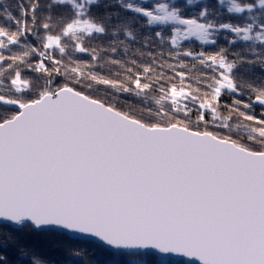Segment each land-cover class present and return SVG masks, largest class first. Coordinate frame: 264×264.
<instances>
[{"label":"snow or ice","instance_id":"1","mask_svg":"<svg viewBox=\"0 0 264 264\" xmlns=\"http://www.w3.org/2000/svg\"><path fill=\"white\" fill-rule=\"evenodd\" d=\"M115 3L0 7V264H264V0Z\"/></svg>","mask_w":264,"mask_h":264},{"label":"trees","instance_id":"2","mask_svg":"<svg viewBox=\"0 0 264 264\" xmlns=\"http://www.w3.org/2000/svg\"><path fill=\"white\" fill-rule=\"evenodd\" d=\"M17 0H0V7L3 5H15ZM23 2V0H22ZM113 5L115 6L114 9L111 10H119L122 14L123 10L119 8V5L115 3V0H111ZM136 3H140L142 6H151L152 4L156 2H160V0H134ZM173 3H179L183 4L184 0H171ZM198 4L200 6L208 5L211 8H220L221 11H224L223 7L219 5L218 0H198ZM197 8H193L192 6L186 7V14H192L195 11H197ZM128 15H133L131 13H128ZM233 20H238L239 18L232 17ZM141 22L142 18H141ZM222 44L226 43L223 39L220 41ZM259 71V70H257ZM121 99H128L130 102H134L131 100V98L122 97ZM257 114H259L260 109L257 107L256 109ZM27 240L29 244L42 246L45 250L49 264H78L80 259H83L85 262L89 261L92 256H97L100 258L101 261L110 260L112 261V264H124V261L127 259V257L115 253L110 252L108 250H105L101 248L97 243L95 242H82L77 245V249L83 247L87 248L88 255L84 257L80 256H73L71 252H69L70 245L68 244H59L55 242L54 237L50 236L49 234L42 233V234H28ZM11 245V242H8ZM171 264H189L181 260L171 259Z\"/></svg>","mask_w":264,"mask_h":264},{"label":"water","instance_id":"3","mask_svg":"<svg viewBox=\"0 0 264 264\" xmlns=\"http://www.w3.org/2000/svg\"><path fill=\"white\" fill-rule=\"evenodd\" d=\"M90 242H95V241H90ZM95 243H97V242H95ZM172 258L183 260V261H187V262H191V263H194V264H199V261H195V260L189 261L186 258L180 257V256H173Z\"/></svg>","mask_w":264,"mask_h":264},{"label":"rangeland","instance_id":"4","mask_svg":"<svg viewBox=\"0 0 264 264\" xmlns=\"http://www.w3.org/2000/svg\"><path fill=\"white\" fill-rule=\"evenodd\" d=\"M172 259H174V258H172ZM177 260V259H176ZM179 260V259H178ZM181 261H183V260H181ZM184 262H186V263H189V264H194V263H191V262H187V261H184Z\"/></svg>","mask_w":264,"mask_h":264}]
</instances>
